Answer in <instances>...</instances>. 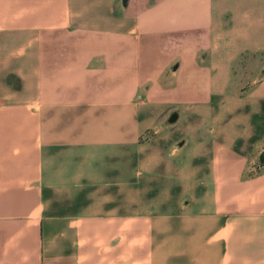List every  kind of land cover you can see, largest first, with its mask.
Instances as JSON below:
<instances>
[{"label": "crops", "instance_id": "1", "mask_svg": "<svg viewBox=\"0 0 264 264\" xmlns=\"http://www.w3.org/2000/svg\"><path fill=\"white\" fill-rule=\"evenodd\" d=\"M263 150L264 0H0V264H264Z\"/></svg>", "mask_w": 264, "mask_h": 264}, {"label": "rangeland", "instance_id": "2", "mask_svg": "<svg viewBox=\"0 0 264 264\" xmlns=\"http://www.w3.org/2000/svg\"><path fill=\"white\" fill-rule=\"evenodd\" d=\"M261 60L254 59L253 57H245L238 61L236 65V70L239 72V74H248L252 76H256L258 74V70L260 69ZM240 78V77H238ZM248 85L247 82H235L234 86L237 88L245 87ZM166 122V120H164ZM150 132H147V134ZM251 169L248 173L249 176L253 175H259L264 171V164L260 162V158L258 155V158L256 159V162L252 164Z\"/></svg>", "mask_w": 264, "mask_h": 264}, {"label": "water", "instance_id": "3", "mask_svg": "<svg viewBox=\"0 0 264 264\" xmlns=\"http://www.w3.org/2000/svg\"><path fill=\"white\" fill-rule=\"evenodd\" d=\"M127 1L128 0H125V4H127ZM177 118H178V114L176 113V112H174L172 115H171V117H170V122L172 123V122H175L176 120H177ZM260 162L262 163V164H264V150L261 152V154H260Z\"/></svg>", "mask_w": 264, "mask_h": 264}]
</instances>
